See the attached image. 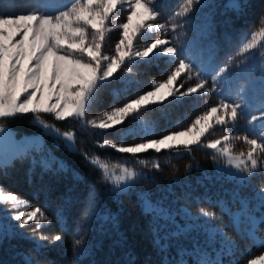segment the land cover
I'll return each instance as SVG.
<instances>
[{
  "label": "trees",
  "instance_id": "1",
  "mask_svg": "<svg viewBox=\"0 0 264 264\" xmlns=\"http://www.w3.org/2000/svg\"><path fill=\"white\" fill-rule=\"evenodd\" d=\"M32 2L0 0V11L26 13ZM181 2L159 0L162 8L157 22H165ZM226 2L205 0L204 4L195 7L190 26L186 24L175 33L171 30L163 32V36L177 38L179 45L191 42L193 46L209 47L217 57L223 51L238 57L245 38L259 26H264V21H261L264 0H238L239 7H228ZM124 16L121 15V23L125 21ZM119 34V30L111 32L104 48L109 46L111 51ZM169 59L160 57L148 62L136 61L130 65L131 74L119 72L118 77L131 83L125 85L118 80L112 88L127 87L130 90L118 98L108 90H102L99 96L103 103L94 104L88 118L97 117L112 106H120L126 98H134L150 90L152 80L166 79L175 67V63L168 62ZM229 75L232 81L229 91L233 93L236 90V70ZM195 83V79L187 81L185 87ZM208 84L211 87L210 76ZM221 98L220 90H217L193 94L179 103H166L163 107L152 106L143 115L129 118L101 137L90 135L89 130L69 121L45 117L63 131L70 128L77 130V151L69 152L62 144L53 145L48 140L46 144L50 146L54 159L49 165H44L40 154L33 152L14 158L6 169H0V185L29 201L26 209L39 206L51 220L50 225L41 221L45 226L36 233L33 232L36 225L31 223L22 228L23 233L0 235V264H29V261L32 264H199L204 259H219L222 264H246L248 259L264 253L261 246L248 250L251 240L244 232L236 230L232 219L239 206L236 192L241 189V194L252 193L249 186L239 188L236 181L216 172L214 163L217 158H213L215 155L210 149L194 147L191 152L181 150L180 155L149 151L135 157L111 149L99 150L110 156L109 163L125 164L139 174L126 191L119 193L110 191V185L104 183L101 174L79 154L81 149L98 151L95 148L97 140L108 139L117 144L130 145L181 130ZM238 119L239 130L236 124L233 127L229 125L220 128L223 130L218 135L251 138L242 123L243 116ZM146 123L154 134L130 132L132 127L139 129ZM2 125L14 130L18 136L41 133L30 114L2 120ZM210 138L214 139L213 136ZM233 148L236 152L247 151L243 141H233ZM139 160L147 163L139 164ZM153 162L159 163V169L152 167ZM250 184L264 189V166L250 176ZM92 192L98 196L95 202L90 200L89 193ZM144 199L155 208L145 210ZM58 209L62 215L57 212ZM201 209L210 215L203 216ZM208 220L215 227V235L203 225V221ZM220 232L234 243L231 254L227 250L221 254ZM57 234L62 239L50 243L51 237ZM41 235L48 236L49 240L40 241ZM76 240H81V244L74 247Z\"/></svg>",
  "mask_w": 264,
  "mask_h": 264
},
{
  "label": "snow or ice",
  "instance_id": "2",
  "mask_svg": "<svg viewBox=\"0 0 264 264\" xmlns=\"http://www.w3.org/2000/svg\"><path fill=\"white\" fill-rule=\"evenodd\" d=\"M202 0H182L176 11L167 17L165 22H156L161 17L159 0H71L65 5H57L48 0H33L26 13H6L0 11V120L18 115L32 114L46 134L54 137L69 152L77 151V130L62 131L55 124L48 123L43 116L50 115L55 121H76L80 127L89 130V134L101 137L110 129L123 125L130 117L137 118L149 111L152 106L163 107L166 103H179L185 97L197 93H210L220 90L221 98L214 106L207 108L202 114L195 116L191 123L181 130L171 131L159 138L144 139L143 142L125 145L108 139L97 140L96 152L81 149L79 154L97 170L104 183L111 185L110 191H126L128 182L137 173L125 164L109 163L110 156L103 151L111 149L117 153L129 154L132 157L149 151L155 153L169 152L176 155L191 152L194 147L210 149L215 153L214 159L221 158L225 162L230 175L245 173L251 176L264 166V101L257 106V114L247 121L253 137L222 135L217 139L205 138L217 127L227 128L235 125L238 117L247 116L248 106L232 100L225 95L232 82L230 73L234 57L223 66L214 67L210 61L200 66L194 62L188 45L178 46V39L157 38L141 47L137 42L153 32L175 33L178 28L190 24L195 7ZM239 7V5H237ZM118 11H126L125 22L113 24ZM264 21V17H261ZM119 30V39L114 45V54H106L104 45L111 32ZM242 43L238 56L260 50L264 57V26L251 32ZM160 57H169V63L175 67L162 81L152 80L150 90L144 91L134 98H126L120 106H112L99 116L89 119L88 112L94 104L103 103L99 93L108 90L115 97L126 94L130 89L112 88L118 80L125 81L117 74L121 71L131 74L136 61L148 62ZM249 61L256 57L249 55ZM178 61V62H177ZM241 71H245L243 60L238 62ZM212 85L209 87L208 77ZM186 78V79H185ZM196 80L192 86L185 87L187 81ZM264 91V89H262ZM239 95V90H237ZM260 125L257 129L256 122ZM175 126V125H174ZM5 129L0 126V132ZM132 134H154L149 124L137 129H130ZM233 141H243L247 151L236 152ZM146 164L145 160L137 161ZM7 162L0 160V169L7 168ZM152 167L159 169L158 162ZM244 179V177H241ZM264 192V189H261ZM90 200H98L96 193H89ZM264 201V196L261 197ZM29 201L18 194L6 191L0 185V205L8 204L13 210L28 208ZM247 202H241V215H247ZM264 207V203H262ZM203 216L210 215L203 209ZM57 212L60 213L58 209ZM10 219L19 222L21 228L35 224L33 232H39L46 224H51L45 212L39 206L26 211H16ZM234 225L240 222V215L232 218ZM264 223V216L260 217ZM249 227L246 235L258 246L264 247V239L256 234L257 220L248 217ZM214 230V235H215ZM222 237V249L229 254L234 251V243ZM62 237L57 234L51 237L50 243L58 242ZM40 241H48L49 237L39 236ZM162 243V240H161ZM81 240L74 242L79 246ZM40 247V245H37ZM29 264H32L29 261ZM199 264H222L219 259H204ZM246 264H264V253L247 260Z\"/></svg>",
  "mask_w": 264,
  "mask_h": 264
},
{
  "label": "rangeland",
  "instance_id": "3",
  "mask_svg": "<svg viewBox=\"0 0 264 264\" xmlns=\"http://www.w3.org/2000/svg\"><path fill=\"white\" fill-rule=\"evenodd\" d=\"M48 2L57 4V5H65V4L70 3L71 0H48ZM204 3H205V0H202L199 6ZM226 5L228 7H236L238 5V0H227ZM121 15H125L124 16V20H125L127 16V12L118 11L116 13V16H118L119 19L113 18L112 23L120 24ZM191 23L188 25L190 26ZM156 34L158 35L156 36ZM147 37H149L150 39H147ZM155 37L173 40L172 37L171 38H166V36L164 37L163 32H153L151 34H148L146 37L141 38L137 42L136 46L139 48L147 43H150L152 40H154ZM188 43L184 42L180 45L178 44V46L182 47ZM188 47L190 48L191 56L192 58H194V62L197 66H200L202 62L204 61H210L214 67H219V66H223L224 63L229 59V57L235 58L233 65H232V70L233 71L236 70V77H235L236 90L233 91V93L236 92V94L233 95V93L232 92L230 93V91L227 92L226 94L232 100L236 99V101L242 102L248 106L247 116H243L242 123L245 124L246 130L252 138L253 133L249 130L252 127V125H249L247 121L251 118L252 115L257 114V106L260 105L262 101H264V91H262V89H264V57H261L260 50L257 49L254 53L246 54L244 57H241V56L236 57V54L233 55L229 51L228 52L223 51L222 54L218 55L217 57L214 52L209 50V47H207L206 49L198 45L193 46L191 45V42L188 44ZM108 49H109V46L107 47V49L104 48L106 54H109V55L114 54V51H113L114 48L111 51H109ZM249 55H254L256 59L254 61H249L247 59ZM166 58H169V57H166ZM241 60H243V67L245 69V71L243 72L241 71V65L238 63ZM253 75H256V76L252 77ZM237 90H239V95H237ZM48 116L50 115L45 114L43 118L48 123H51L45 118ZM51 118L53 119V117ZM130 119H132V117H130ZM33 122L40 127L41 133L36 134V135L23 134V135L18 136L16 135L14 130H12L11 128L5 125H2V120H0V126H2L5 129L4 132H0V160L6 161L8 164L16 157H19L26 153L32 154L33 152L40 154L41 162L44 165H49L54 160L50 146L46 144V142L50 141V144L52 142L53 145H57L61 143L57 142L54 139V137L46 134L44 129L38 123H36L34 117H33ZM69 123L79 126V123L76 121H69ZM238 123H239V119H238ZM259 125H260V122L257 121L255 127L258 129ZM230 126L233 127V125H230ZM236 128L237 129L240 128V123L237 124V121H236ZM219 129L220 127L215 128L212 134L205 138V142L211 139L210 136H213L214 139L220 138L221 136L218 134H219V131L221 134L223 129H220V130ZM213 134H216V136ZM214 170L224 175L227 179L236 181V185L239 188L243 186H247V187L249 186L250 192L252 193L243 192L241 194L240 193L241 189L236 192L238 194L237 198L239 201V206L236 208V213L233 215V217L240 215V222L236 225V230L238 232L242 231L246 234V229L249 227L248 217H255L257 220L256 234L261 239H264V223L259 222L260 217L264 216V207H262V203H264V201L261 200V197L264 196V192H262L260 189H258L257 187L251 184L249 185L250 176H247L245 173H236L235 176L230 175L229 171L235 172V170L227 169L225 166L224 160L221 158H217L216 162L214 163ZM137 175L139 176V174ZM137 175L131 181L128 182V187L131 184H133L134 180L138 177ZM241 177H244V179H241ZM110 188H112L111 185H110ZM116 192L119 193V191H116ZM242 201L247 202V207L245 209L247 215H241V202ZM154 208L155 206L151 205L147 199H144V209L145 210H151ZM26 210H29V209L21 207L19 209L13 210L11 206L8 204L0 205V235L1 236L10 235L14 232H22L23 229L19 226V222L10 219V217L14 215L16 211H26ZM33 225L35 226V224ZM203 225L206 227V230L210 231L211 233H214L215 227L211 226V223L209 220L203 221ZM253 246L258 247V245L254 244L251 240V246L248 247V250H251Z\"/></svg>",
  "mask_w": 264,
  "mask_h": 264
}]
</instances>
